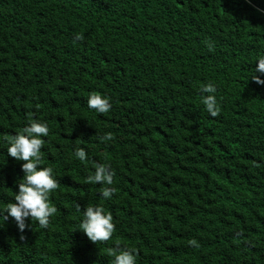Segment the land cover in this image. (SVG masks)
I'll return each instance as SVG.
<instances>
[{
  "label": "trees",
  "instance_id": "1",
  "mask_svg": "<svg viewBox=\"0 0 264 264\" xmlns=\"http://www.w3.org/2000/svg\"><path fill=\"white\" fill-rule=\"evenodd\" d=\"M262 57L264 0H0V213L24 175L8 141L30 121L50 129L40 166L60 183L25 240L0 215V264H114L109 248L136 249V264H264ZM99 163L110 199L86 183ZM88 206L112 214L110 240L80 231Z\"/></svg>",
  "mask_w": 264,
  "mask_h": 264
},
{
  "label": "clouds",
  "instance_id": "2",
  "mask_svg": "<svg viewBox=\"0 0 264 264\" xmlns=\"http://www.w3.org/2000/svg\"><path fill=\"white\" fill-rule=\"evenodd\" d=\"M260 11V10H258ZM76 40H83L82 34L76 35ZM259 73L264 75V57L260 58L255 67V74L251 80L259 85H264V80L260 78ZM202 91L209 93L203 103L206 110L212 117L220 114L215 95L216 88L212 83L203 86ZM88 107L101 114L108 113L112 104L110 97H104L100 94H91L88 98ZM50 129L46 123L39 121H30L29 126L24 127L18 134L12 136L8 141L7 153L17 161H22L21 170L24 173L22 182L18 184V192L14 196V202L9 203L0 215L4 220L10 216L17 223L21 233L20 239L23 241L26 237L23 235L27 227L25 221L31 220L39 223L41 228H47L57 208L49 202L50 193L60 187L58 179L53 174L51 167H41L42 155L41 149L44 147L45 140L42 137L49 135ZM102 140H113L114 136L107 133ZM74 155L81 161H87V153L84 148H76ZM94 174L86 178V183L103 184L101 189L102 197L110 199L116 189L110 187L114 183L115 172L111 170V165L99 163L94 164ZM80 210L79 204L76 205ZM82 231L93 243L106 242L112 238L115 232L113 216L106 212L100 206H88L83 210V220L80 224ZM189 245L199 247L195 239L190 240ZM108 254L114 257V264H136V249H117L109 248Z\"/></svg>",
  "mask_w": 264,
  "mask_h": 264
}]
</instances>
